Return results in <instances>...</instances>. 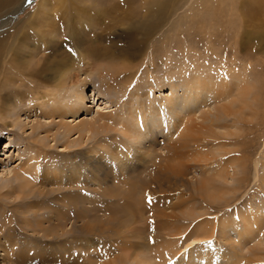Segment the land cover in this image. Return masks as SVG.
<instances>
[{
    "label": "rangeland",
    "instance_id": "rangeland-1",
    "mask_svg": "<svg viewBox=\"0 0 264 264\" xmlns=\"http://www.w3.org/2000/svg\"><path fill=\"white\" fill-rule=\"evenodd\" d=\"M84 2L105 9L104 0H33L0 30V264H106L116 258L132 264L148 244L139 230L157 226L161 212L175 214L177 226L190 236L227 221L226 239L202 234L205 241L187 249L196 264L200 250L216 254L214 264H233L240 257L264 264V246L254 247L264 230L241 240L243 245L238 237L264 203V0H181L177 15L133 59L125 36L129 25L113 21L124 15L123 0H106L117 7L93 17L92 27L71 38L69 27H77L80 16L66 22L65 10ZM9 12L3 9L0 18ZM91 14L84 11V18ZM29 20L34 26L27 27ZM15 40L18 56L7 59L3 42ZM44 67L52 70L29 75ZM201 74L210 77L214 93L204 105L183 112L194 113L197 125L179 141L177 177L167 162L175 128L166 131L171 138L158 129L154 142L148 132L143 139L127 138V113L139 111V104L163 109L170 83L183 85ZM240 93L248 95L247 105ZM104 107L110 113L96 123ZM203 113L221 119L209 126L202 123ZM146 120L150 126L152 117ZM94 121L92 134L80 133L79 125ZM66 126L79 131L69 133ZM219 166L226 172L217 178ZM202 180L229 195L238 186L239 191L219 201L210 190L201 191ZM134 185L151 196L134 192L129 198Z\"/></svg>",
    "mask_w": 264,
    "mask_h": 264
},
{
    "label": "bare ground",
    "instance_id": "bare-ground-1",
    "mask_svg": "<svg viewBox=\"0 0 264 264\" xmlns=\"http://www.w3.org/2000/svg\"><path fill=\"white\" fill-rule=\"evenodd\" d=\"M16 1L17 0H0V12L5 8H8L10 11L9 15H8L9 17L6 16V17L0 18V30L3 29L5 27V25L12 23L16 19V16L19 13L23 12V10L28 5H30V3L33 0H30V2H29V0H25V1H23V3L15 6L12 9L10 6L17 4V3H15ZM58 1H60V0H58ZM86 1H88V0H86ZM180 2H181V0H172L171 2L168 0H123V2L121 4H119V5H121L119 8H121V9L125 8V11L124 12L122 11L124 15H122V16L118 15L119 16L118 19H114L113 21L117 22L118 24L120 23L121 26L129 25V26H127L129 31L125 34L126 38H128L130 41L129 43L132 42V44L129 47V50H130V52L128 53L129 59H131V58L133 59V58L137 57V55H139L141 53L142 49L146 46L148 41L152 37L157 35V33L161 32L163 30V27L165 26L166 21L167 20L169 21L177 13V11L179 9L178 7H179ZM196 2H197V0H196ZM45 3H46L45 13H47V15H48L49 14V8H48L49 4L47 2H45ZM85 3H87V2H84V5H82V4L78 5L77 3H72L70 5V7L65 10L66 14H68L66 22H68V20H71V19L75 20L74 19L75 14L80 16L79 24H78L79 27H78V25H77V27L76 26H74V27L70 26L69 27L70 29L68 30V34L71 36V38H73L76 33H78V35H79L83 31V29H87V28L92 27L91 21L93 20V17L98 16L100 14L102 15L105 12L110 13L111 10H113V9H115V7H117L116 2H114L116 5L115 6L112 2L106 3V0H104L105 9H102V8L95 9L92 7V5H87ZM133 3H138L139 6L138 7L133 6ZM67 4H68V2H67ZM85 6H88V7H85ZM121 9H118V10H121ZM191 10H192V12L193 11L195 12L196 10L198 11L197 6L193 7ZM84 11H89L90 14L93 11L94 15L92 13L91 17H89V18L85 17L84 18V16H85ZM117 11H115V12H117ZM194 15H195V13H194ZM36 17H37V15H36ZM191 17H192V14H191ZM83 19L84 20L89 19V23H87L86 21H83ZM181 21H182V19H179L176 22V24H178V26H179ZM75 23H76V20H75ZM30 26H34V23H33V21L30 22V20H29L27 27H30ZM27 27H25V28H27ZM179 29H180V26L174 30L175 33H178ZM105 32H106V29H105ZM140 38L142 39V42L139 45L138 41ZM19 42H20V39H19ZM19 42L17 43L16 40L14 42H12L11 44L7 43V41L3 42L4 43V47H3L4 54H6L9 57L7 59H10L11 56H16V55L18 56L17 50H19V49L17 48L16 45H18ZM128 46H129V44L127 45V47ZM123 51L125 52V50H123ZM123 55H124V53H123ZM85 58L86 57H83L81 59H85ZM7 59L5 61H7ZM131 62L132 61H130V63ZM127 64H128V62H127ZM126 66L130 67V65H126ZM55 67L57 68V66H55ZM3 69H4V66H3ZM31 69H32V67H31ZM50 69L52 70L51 67L50 68L44 67V69H42V70L40 69L38 71H37V69H33V70H30L29 75L30 76L32 75L34 78H35V76L41 77L43 75H46V72ZM3 80L4 79L2 78V81ZM186 80H187L186 83L185 84L183 83V85L180 82H177L175 84L170 83L169 87H170L171 94H169L168 96H165L166 105L163 109L154 108V107L153 108L150 107V109H149V108H147V104L146 105L145 104L144 105L139 104V105H141L139 111L135 110L136 112L127 113V119L129 121V123L127 122L128 123V129H127L128 134L125 135L127 138L135 137L136 139H139L141 137L143 139L144 132H148V134L146 136H152L151 137L152 141L150 140V142H154L155 139H153V138H156L155 134L157 133L158 129H160L161 131L164 130V134H166L168 138H171L168 136L167 132L169 130H171L172 128H175V134H176L175 138H174L175 144L172 146V148L174 147L173 150L169 152L171 156H169V158L167 159V162L169 160H171L170 167H172V172L177 177L182 175L181 170H180L181 167L179 168L180 165L178 164V162H176L178 160H174L175 158H177L179 156L178 155L179 154L178 153L179 141L185 136L189 137L190 133H192L193 127L197 125L192 119L194 116H191L194 113L183 114V112L186 110L189 111L193 107L198 108L200 105L201 106L204 105L206 102H208V99L212 98L213 93H214V88H212L210 77L207 75H204V74H201L200 76L195 75L194 77H188V79H186ZM12 81L13 80L10 79V82L12 84H14ZM14 82H16V81H14ZM29 84H31V83H29ZM106 85H108V84H106ZM181 88H182V90L183 89L186 90L183 94H181V90H179ZM215 91H216V89H215ZM209 93H210V95H208ZM242 94L243 93H240L241 102L244 105H247L246 97H248V95H246V94L242 95ZM226 99H228V97H226ZM85 100L86 99L84 97V94L81 93L80 102L84 103ZM231 104H232V106L234 105V103H231ZM217 108H219V107L213 108L214 111L219 113V114H223V111L220 112L219 111L220 109L218 110ZM227 108H229V107H226V106L221 107V109H227ZM109 109H110V107H104L103 109H101V112L98 113V122H96V123H100V121H102L104 118H106L105 115L110 113ZM129 112H131V111H129ZM228 112H229V109H228ZM148 113H150V115H148ZM171 113L173 114V117H174V119H172L173 120L172 123L169 122L170 117H172V116H170ZM217 113L215 115H213V114L208 115L207 113H203L205 118H203L202 123L203 124H204V122H206L208 124L210 123L209 126L215 125L221 119ZM148 116L152 117L150 126L147 124V120H146L148 118ZM209 116L210 117L212 116L215 119L214 118L210 119ZM233 116H235V115H233ZM95 120L97 121V119H95ZM96 123H95V121L93 123L92 122L87 123L86 124L87 127H85V125H83V124L79 125L82 129V131L80 130V133L83 132V133H91L92 134L94 132L93 129L97 125ZM66 127H67V131L69 133L78 129V128L73 129L71 126H66ZM202 128H203V125H202ZM78 131H79V129H78ZM174 162H176V163H174ZM257 167H258L257 164H255V171H257ZM244 170H245V168H244ZM166 171H168V170H166ZM161 172L164 173L165 170H161ZM224 172H226V170L221 168V166H219V172L216 173L217 175H215V176L217 178H220V177H222L221 175H224ZM24 174H25V172H24ZM28 174L30 176L36 175L35 172H30ZM168 174H170V172ZM230 175L231 174H229V176ZM234 175H236L235 172H233V174L231 176L232 179L235 177ZM24 176H27V173ZM207 179H210V178H207ZM257 179H258V174H256V176H255V180H257ZM157 180H158V178H157ZM240 182L245 183V180L242 179ZM145 184H146V182H144V185ZM134 187H135V188H133L134 191H129V194H128L129 198H131L134 195V192H135V194H137V195L139 194V195L144 196L146 198L151 196L150 194L144 193V190L141 193V191H139V189H140L139 185H138V187L136 185H134ZM242 187H243V184H242ZM208 190L211 191V196L218 197L219 201H221L223 198L226 199V196L229 195V192L223 193L221 190L216 191L214 186H213L212 180L211 181L210 180H207V181L202 180L201 181V191L204 193H207ZM237 190L239 191V186L236 189L232 190L235 192H233L231 195L236 196ZM232 191H230V193ZM147 193H148V191H147ZM231 195H229V196H231ZM132 199H134V197ZM180 205H182V203L175 205L172 208V210L175 211L177 208H180ZM161 214H160L161 216H157V220H156V222L158 223L157 226L153 225L152 227H149V229H148V227L145 226V227H143L144 229L142 228L139 230L140 234L143 235V238L145 239L146 242H148V244L144 245V248H145L144 252L140 255L139 259H134L132 261V264H196L197 260L196 261L191 260L194 255H192V257H191L190 254H187V252H188L187 249H189L190 246L193 247V245L196 246L197 244H202L203 241H205L204 240L205 236L210 234V233L213 235L214 238H215V236L218 237V235H219V238L223 237V239H226L225 236L228 235L227 230H229V229H225V228L229 227V226L224 225V224H227V221H225V220H221L220 223L222 224V227H219L218 229H216L217 227H215L214 229H216V230L213 229V231H211L212 229H210L209 227L205 228L204 231H206V232L208 231V232L207 233L201 232V235L205 234V236H203V235L201 236L200 234L198 236H196V235L190 236V234L186 232L187 229L181 230V228L179 226H177L179 221H176L177 219H176L175 214H173V213L165 214L162 212H161ZM182 214L185 215V212L183 211ZM246 221H248V219ZM262 225H264V203H263L262 210L257 211L255 216L252 218V220L247 222V224H245V226H243L241 229L238 230L239 231L238 237H240L239 242H241V240H243L245 238L246 239L252 238L255 232L259 233V232L263 231L264 227ZM235 230H237V229H235ZM148 231H150L149 233H151V235H149V237H148V235L145 234V232H148ZM212 232H214V233H212ZM144 236H146V237H144ZM187 237H189V238H187ZM260 237H262V236H260ZM183 238L185 240V243H183V245L179 244L180 240H183ZM124 243H123V245H124ZM244 243H246V241ZM130 244H132V243H130ZM241 244L243 245L242 242H241ZM135 245H137V244H135ZM257 246H259V247L264 246V239L263 238L262 239L258 238V241L256 242L254 247H257ZM109 249H111V248H109ZM140 249H141V246H140ZM182 250H185V251L182 252ZM241 250L243 251L242 247H241ZM109 251H111V250H109ZM126 252H128V251L126 250ZM188 253H190V252H188ZM199 253H200V254H198V255H200L199 261H198L199 264H214L215 261L217 260L216 259L217 255L212 254V252L209 253L208 250H207V252H206V250H203V252H202V250H200ZM182 254H185V256H182ZM224 254L222 256L223 259H225V256H226V254L225 255ZM134 255H135V253H134ZM106 260L108 261V258ZM236 261L237 262L233 263V264H244V262H245V264H247L246 260H244L241 257L236 258ZM252 261H253V263H252ZM260 261H261V259H256V260L250 259L249 264H261L262 262H260ZM106 264H120V262L116 258V259H113V261H111V259H110V261Z\"/></svg>",
    "mask_w": 264,
    "mask_h": 264
},
{
    "label": "snow or ice",
    "instance_id": "snow-or-ice-1",
    "mask_svg": "<svg viewBox=\"0 0 264 264\" xmlns=\"http://www.w3.org/2000/svg\"><path fill=\"white\" fill-rule=\"evenodd\" d=\"M29 2H30V0H29Z\"/></svg>",
    "mask_w": 264,
    "mask_h": 264
}]
</instances>
